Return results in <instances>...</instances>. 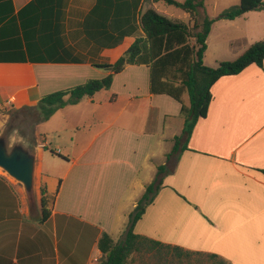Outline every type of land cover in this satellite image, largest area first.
Instances as JSON below:
<instances>
[{
  "label": "crops",
  "instance_id": "0c3cea01",
  "mask_svg": "<svg viewBox=\"0 0 264 264\" xmlns=\"http://www.w3.org/2000/svg\"><path fill=\"white\" fill-rule=\"evenodd\" d=\"M119 1L125 7L118 14L116 0H33L29 9L31 0L0 3L9 14L0 56L25 58L0 62V107L33 109L43 96L104 78L96 65L113 64L143 37L138 18L147 0ZM250 13L259 12L217 22V28L239 29ZM37 31L42 41L30 39ZM38 55L60 61H30ZM211 97L187 149L170 159L184 126L181 105L150 92L145 65L125 67L108 90L57 110L42 122L44 131L37 122L35 204L0 174V264H99L104 236L119 243L160 166L166 167L162 184L135 234L226 264H264V60L263 70L250 65L219 79ZM183 100L189 104L187 95ZM40 189L52 198L44 222ZM151 264L161 263L155 258Z\"/></svg>",
  "mask_w": 264,
  "mask_h": 264
},
{
  "label": "trees",
  "instance_id": "16d2710c",
  "mask_svg": "<svg viewBox=\"0 0 264 264\" xmlns=\"http://www.w3.org/2000/svg\"><path fill=\"white\" fill-rule=\"evenodd\" d=\"M6 1L9 0H0V3ZM116 1L115 9L116 14H118V12L123 11L125 5L119 0ZM204 1L185 0L184 3L179 4L174 0H151L152 4L164 2L169 6L181 9L188 14V23L168 19L151 8L140 12L138 23L143 37L135 39L134 43L113 64L96 65L97 68L107 73L104 78L88 80L76 87L43 96L33 108L40 117L38 122L47 121L57 110L67 105H75L83 98H90L102 90H108L114 76L120 74L125 67L145 65L150 70V92L155 95L169 96L181 105L180 114L184 119V127L181 136L174 138V145L168 159L176 156L180 150L179 148L187 149V142L196 123L207 115L213 85L222 77L235 76L250 65H255L263 70L264 41L252 44L234 61L220 62L213 68L206 67L203 64L207 49L206 40L211 26L215 22V19L209 17L199 20L198 9L203 7ZM32 2L33 0L30 2L31 5L27 6L28 9L32 6ZM133 6L132 9L135 12L137 4ZM1 8L0 6V34L4 20L9 16ZM261 11H264L263 0H239L237 6L224 11L216 19L233 21L249 12ZM23 13L24 11L21 10L18 15L21 14L20 16H22ZM41 17L44 20L43 15H36V19ZM31 27L35 29L36 26L34 24ZM29 35L30 39L40 38L42 41L44 33L37 31L33 34L29 33ZM6 36L8 38V32ZM121 39L122 37L117 39L116 43ZM2 51H5V49H2ZM29 59L40 63L60 61L58 60L59 57L52 58L44 55ZM24 60L25 58L22 56H0V62L3 63L23 62ZM184 95L188 96V105L184 103ZM67 97L68 99L65 100ZM6 114L0 107V116ZM165 170V166L158 167L156 178L146 187L145 193L129 215L123 240L113 244L108 236H104L102 242H106L107 248L103 249V258L99 264H128V260L130 259V262H133L135 256L140 257L149 254L150 256L153 254L163 264H167L166 261L168 260L166 258L168 255L172 259V261H169L170 264H174L175 261L178 264H226L215 255L164 246L134 233V225L144 214L145 208L152 203L162 184L161 177ZM261 174L264 176V170L261 171ZM51 202L52 198L46 194L44 189H40V222H44L48 218ZM162 251H165L164 255H162Z\"/></svg>",
  "mask_w": 264,
  "mask_h": 264
},
{
  "label": "rangeland",
  "instance_id": "374dc122",
  "mask_svg": "<svg viewBox=\"0 0 264 264\" xmlns=\"http://www.w3.org/2000/svg\"><path fill=\"white\" fill-rule=\"evenodd\" d=\"M179 4L185 2V0H174ZM239 0H205L203 7L198 9L199 20H203L205 17H209L215 19L216 23L211 30L208 38L209 49L206 53V65L208 67H215V61H233L237 59L240 55H242L252 44L264 41V12L259 13H250L248 15L249 21L245 22L242 21V26L236 30H228V31H221L217 27L220 26L222 23H217L223 20H217L216 18L222 14L224 11L237 6ZM151 4V6H150ZM153 9L157 13L171 19L173 21L188 23V15L184 13L181 9L175 6H169L164 2H158L157 4H152L151 0H147V3L143 6L142 12L146 11L147 9ZM225 46L226 50H221V52H217L220 47ZM234 45V49H237L238 52L233 54L231 51V46ZM222 49V48H221ZM236 50V51H237ZM231 51V52H230ZM216 53L219 54L216 56ZM68 98H65L67 100ZM35 107V106H34ZM2 109V108H1ZM7 114L0 116V132L7 127H10V131L14 137L20 139L22 141L27 142L28 144H32L34 146L37 145L36 138H35V124L40 120L38 113L34 109H19L12 107L11 105H7L3 109ZM38 126V130L44 131L46 126L42 122H38L36 127ZM184 127V126H183ZM183 130V129H182ZM182 133V132H181ZM179 137L181 134H178ZM54 141L51 140V146L54 147ZM53 154V153H52ZM54 156H56L54 154ZM172 162L167 164V167H171ZM0 170V174H1ZM13 182L12 180H10ZM35 181H36V194L37 200L39 198V183H38V171L35 172ZM17 185L15 182H13ZM20 188L19 185L16 186ZM21 190V188H20ZM22 192V190H21ZM35 212V209H31ZM121 238L120 241H122ZM118 243V242H117ZM162 255H164L165 251H162ZM148 257L151 259H148ZM171 257L168 255L166 258L168 261L167 264H170L169 261ZM155 259V256L152 254L134 257V261L130 262L128 260V264H151ZM163 264V263H161ZM166 264V263H165ZM174 264H178V262H174Z\"/></svg>",
  "mask_w": 264,
  "mask_h": 264
},
{
  "label": "water",
  "instance_id": "95a60500",
  "mask_svg": "<svg viewBox=\"0 0 264 264\" xmlns=\"http://www.w3.org/2000/svg\"><path fill=\"white\" fill-rule=\"evenodd\" d=\"M0 170L19 184L28 203L35 204L36 148L14 137L10 127L0 132Z\"/></svg>",
  "mask_w": 264,
  "mask_h": 264
}]
</instances>
